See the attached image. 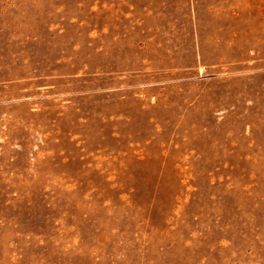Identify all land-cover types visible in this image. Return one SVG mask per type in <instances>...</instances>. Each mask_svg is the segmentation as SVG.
I'll list each match as a JSON object with an SVG mask.
<instances>
[{
	"label": "rangeland",
	"instance_id": "1",
	"mask_svg": "<svg viewBox=\"0 0 264 264\" xmlns=\"http://www.w3.org/2000/svg\"><path fill=\"white\" fill-rule=\"evenodd\" d=\"M0 264H264V0H0Z\"/></svg>",
	"mask_w": 264,
	"mask_h": 264
}]
</instances>
